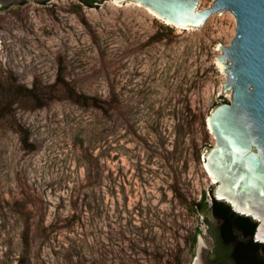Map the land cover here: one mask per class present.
<instances>
[{"label": "rangeland", "instance_id": "1", "mask_svg": "<svg viewBox=\"0 0 264 264\" xmlns=\"http://www.w3.org/2000/svg\"><path fill=\"white\" fill-rule=\"evenodd\" d=\"M235 27L228 11L184 28L142 4L0 2V73L30 86L61 67L103 101L16 109L30 151L0 123V264H191L211 247L196 203L211 202L206 120L231 99L215 51Z\"/></svg>", "mask_w": 264, "mask_h": 264}, {"label": "water", "instance_id": "2", "mask_svg": "<svg viewBox=\"0 0 264 264\" xmlns=\"http://www.w3.org/2000/svg\"><path fill=\"white\" fill-rule=\"evenodd\" d=\"M113 1L142 4L184 28L200 27L218 11L233 13L235 33L215 51L231 99L207 116L214 143L206 149L204 166L213 178L211 196L255 220L252 238L264 242V0H213L201 9L198 0Z\"/></svg>", "mask_w": 264, "mask_h": 264}, {"label": "trees", "instance_id": "3", "mask_svg": "<svg viewBox=\"0 0 264 264\" xmlns=\"http://www.w3.org/2000/svg\"><path fill=\"white\" fill-rule=\"evenodd\" d=\"M55 98H68L83 106L101 107L103 105V101L96 96L79 93L68 85L61 67L58 68L53 83L45 84L35 79L30 86L18 82L12 74L0 73V123L14 129L19 135L22 147L28 151L33 150L35 146L29 140L28 129L15 117L16 109L33 110L47 105ZM204 198L196 203L201 212L207 215L212 210L215 214L228 218L231 212L228 204L215 200L211 196V202L208 205ZM192 240L195 242V234Z\"/></svg>", "mask_w": 264, "mask_h": 264}, {"label": "flooded vegetation", "instance_id": "4", "mask_svg": "<svg viewBox=\"0 0 264 264\" xmlns=\"http://www.w3.org/2000/svg\"><path fill=\"white\" fill-rule=\"evenodd\" d=\"M10 1L13 0H0L2 3ZM232 212L231 209L227 218L210 211L209 214L216 219L208 226L212 245L208 248L200 244L199 256L191 264H264V242L252 238L257 222L249 216Z\"/></svg>", "mask_w": 264, "mask_h": 264}, {"label": "bare ground", "instance_id": "5", "mask_svg": "<svg viewBox=\"0 0 264 264\" xmlns=\"http://www.w3.org/2000/svg\"><path fill=\"white\" fill-rule=\"evenodd\" d=\"M146 9H147L151 14H153L154 16H156L157 18L163 20L164 22H168L167 20H165V19H163L162 17H160L157 13H155V12H154L153 10H151L150 8L146 7ZM168 23H169V22H168ZM176 27H182V26L176 25ZM208 173H209V171H208ZM209 174H210V173H209ZM210 177H211V179H212V181H213V178H212V175H211V174H210Z\"/></svg>", "mask_w": 264, "mask_h": 264}]
</instances>
